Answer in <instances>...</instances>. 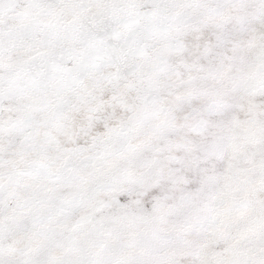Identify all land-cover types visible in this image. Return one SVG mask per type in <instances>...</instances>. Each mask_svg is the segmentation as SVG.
<instances>
[{"label":"snow or ice","instance_id":"snow-or-ice-1","mask_svg":"<svg viewBox=\"0 0 264 264\" xmlns=\"http://www.w3.org/2000/svg\"><path fill=\"white\" fill-rule=\"evenodd\" d=\"M0 264H264V0H0Z\"/></svg>","mask_w":264,"mask_h":264}]
</instances>
